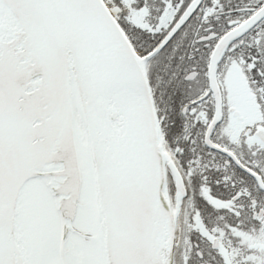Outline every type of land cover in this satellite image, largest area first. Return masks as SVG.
<instances>
[{
    "label": "snow or ice",
    "instance_id": "6c2138e0",
    "mask_svg": "<svg viewBox=\"0 0 264 264\" xmlns=\"http://www.w3.org/2000/svg\"><path fill=\"white\" fill-rule=\"evenodd\" d=\"M0 264H264V0H0Z\"/></svg>",
    "mask_w": 264,
    "mask_h": 264
}]
</instances>
